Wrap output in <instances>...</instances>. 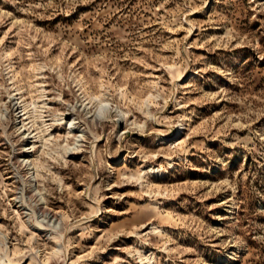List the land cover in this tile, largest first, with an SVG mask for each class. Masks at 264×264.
<instances>
[{"label":"rangeland","instance_id":"rangeland-1","mask_svg":"<svg viewBox=\"0 0 264 264\" xmlns=\"http://www.w3.org/2000/svg\"><path fill=\"white\" fill-rule=\"evenodd\" d=\"M0 264H264V0H0Z\"/></svg>","mask_w":264,"mask_h":264},{"label":"bare ground","instance_id":"bare-ground-1","mask_svg":"<svg viewBox=\"0 0 264 264\" xmlns=\"http://www.w3.org/2000/svg\"><path fill=\"white\" fill-rule=\"evenodd\" d=\"M22 102V101H21ZM108 101L106 100V99H104V98H101V97H93V96H90L89 97V99H88V101H87V105H91V106H93L94 108H102V106H104V104L105 103H107ZM20 104V103H19ZM30 106H32V109H34L33 110V115H32V122H31V124H32V126H34L35 124H38V115H37V106H36V103L35 102H32V103H30V104H23V106H20V108H21V111L19 112V114H18V119H20L21 117H26V115L29 113L28 112V108L30 107ZM72 114V113H71ZM74 115V114H73ZM27 118H28V115H27ZM40 123H43V122H40ZM66 125H67V128H66V136H75V133H77V132H80L81 134H83V136H85L86 134H87V132H83V131H77V130H79V127H77V125H76V123L74 122V119H71V120H69L68 122H66L65 123ZM39 125V124H38ZM26 125L25 124H23V126L22 127H25ZM181 126H182V124H181ZM28 130H30V129H28ZM27 130V131H28ZM26 130H24V132H25ZM24 132H23V135H22V139H23V143L24 142H27V140L29 139V135L26 137V135L24 134ZM80 134V135H81ZM78 137H80V136H78ZM167 138V136H165V135H162V139H166ZM49 140L48 139H45V143L46 142H48ZM67 142V141H66ZM23 147H22V150L20 151V153L21 154H24L25 152H26V149H25V147H26V145H22ZM21 149V148H20ZM75 149H77V148H75ZM78 150V149H77ZM24 162L26 163V166H28V168H27V170L26 171H29V169H31V168H29V166L31 165V163H29V160H24ZM25 171V172H26ZM30 172V171H29ZM29 172H27L26 174L28 175L29 174ZM30 182H31V180H30V177H28L27 178V182L26 183H29L30 184ZM40 210H41V212H42V214H43V219H47V220H49V221H53L54 222V224L56 223V221L58 220V216H57V214L59 213V212H52V211H48L46 208H43V207H40ZM39 213V212H38ZM38 215V214H37ZM59 215V214H58ZM39 216V215H38ZM39 225V224H38ZM40 226V225H39ZM42 226V225H41ZM56 227V226H55ZM60 237V236H59ZM57 252V251H56ZM8 254V253H7ZM10 255V254H9ZM5 257H7V256H5ZM147 261L145 262V263H148L149 262V259H148V257H146L145 258Z\"/></svg>","mask_w":264,"mask_h":264}]
</instances>
